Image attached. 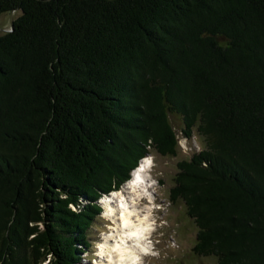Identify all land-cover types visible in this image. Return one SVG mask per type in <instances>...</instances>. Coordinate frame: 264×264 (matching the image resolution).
Wrapping results in <instances>:
<instances>
[{
	"label": "trees",
	"instance_id": "1",
	"mask_svg": "<svg viewBox=\"0 0 264 264\" xmlns=\"http://www.w3.org/2000/svg\"><path fill=\"white\" fill-rule=\"evenodd\" d=\"M0 264H81L151 152L193 255L264 264V0H0ZM14 15H17L15 18Z\"/></svg>",
	"mask_w": 264,
	"mask_h": 264
},
{
	"label": "rangeland",
	"instance_id": "2",
	"mask_svg": "<svg viewBox=\"0 0 264 264\" xmlns=\"http://www.w3.org/2000/svg\"><path fill=\"white\" fill-rule=\"evenodd\" d=\"M17 15H14L15 18ZM12 22L11 14L0 16V34L7 31ZM174 125L179 132L180 153L176 157H166L156 152H151L145 159L148 161V178L151 182L150 198L139 204L141 213L145 210L143 205L152 207L150 217L152 226L147 235L149 254L140 255L141 264H216L214 257L198 258L193 255L197 229L193 220L186 214L185 206L181 202L173 204L170 199V190L174 186V178L178 173V163L190 158L192 153L203 149L200 138L194 134L187 139L180 132L181 121L172 117ZM111 195L108 197L110 198ZM107 198V197H105ZM98 200L103 210L96 218L89 230L91 248L81 256V264H106L108 260L101 250L105 237L111 233V219L105 214L107 207ZM147 254V255H146Z\"/></svg>",
	"mask_w": 264,
	"mask_h": 264
},
{
	"label": "bare ground",
	"instance_id": "3",
	"mask_svg": "<svg viewBox=\"0 0 264 264\" xmlns=\"http://www.w3.org/2000/svg\"><path fill=\"white\" fill-rule=\"evenodd\" d=\"M147 163L144 158L122 189L103 201L107 207L105 215L113 223L100 252L108 259L105 260L106 264H141L140 255L149 253L147 235L152 226V207L143 205V214L138 206L143 204L144 199L150 198L149 189L152 185L148 178Z\"/></svg>",
	"mask_w": 264,
	"mask_h": 264
}]
</instances>
